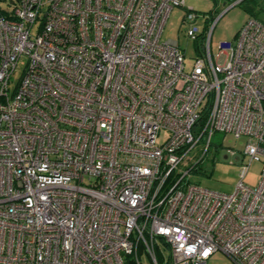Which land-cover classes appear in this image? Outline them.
I'll return each instance as SVG.
<instances>
[{
    "label": "built area",
    "instance_id": "built-area-1",
    "mask_svg": "<svg viewBox=\"0 0 264 264\" xmlns=\"http://www.w3.org/2000/svg\"><path fill=\"white\" fill-rule=\"evenodd\" d=\"M13 3L0 7V264H141L143 251L159 264L158 245L164 264H264V23L246 19L214 57V24L185 9L201 54L186 71L161 36L185 0ZM216 132L247 139L224 150L240 159L230 193L180 169Z\"/></svg>",
    "mask_w": 264,
    "mask_h": 264
},
{
    "label": "rangeland",
    "instance_id": "rangeland-1",
    "mask_svg": "<svg viewBox=\"0 0 264 264\" xmlns=\"http://www.w3.org/2000/svg\"><path fill=\"white\" fill-rule=\"evenodd\" d=\"M15 0H0V7L3 10H8L13 7ZM249 6H254L259 11L260 15H264V0H185V6H176L172 9L169 18L167 20L162 38L176 39L179 41V47L183 50L186 59V71H190L195 63L196 58L201 57L197 42L187 35H185L186 24L183 23V19L187 8H193L195 12L199 14V20L197 21L200 27L203 29L206 18L208 19L207 28L211 29L214 24L212 32V53L215 57L218 52V44L225 40H234L237 36V31L240 30L246 19L251 17ZM224 56V55H223ZM213 57V58H214ZM221 63L224 62V58L219 59ZM26 60L23 58L20 62V68L22 69ZM20 73V72H19ZM169 131L163 129L159 132L158 143H163L169 136ZM206 140V139H205ZM204 141V140H203ZM247 139L242 136L236 138L233 134L216 132L212 136V143L209 151L201 156L204 151L205 144L199 143V145L190 152L184 163L180 165L182 172L191 169L186 179L208 187L215 191L220 192H232L235 186L239 182V163L224 161L221 158V153L230 148L235 149L238 152H242L245 148ZM262 160H255L252 162L249 172L244 178L246 184L256 185L259 182L261 174ZM161 255L164 257V261L167 260L168 250L164 247H160ZM140 262L141 264H153L151 258L145 251L141 252ZM233 262L223 253L214 252L207 264H232Z\"/></svg>",
    "mask_w": 264,
    "mask_h": 264
},
{
    "label": "trees",
    "instance_id": "trees-1",
    "mask_svg": "<svg viewBox=\"0 0 264 264\" xmlns=\"http://www.w3.org/2000/svg\"><path fill=\"white\" fill-rule=\"evenodd\" d=\"M254 6H249L248 9L250 11L251 17L256 18L257 20H261L264 23V15H260L259 11L256 8H253ZM206 116L203 115L200 120V124L205 122ZM160 246H157L156 249V256L159 264H164V257L161 255ZM127 264H135L134 257L127 256Z\"/></svg>",
    "mask_w": 264,
    "mask_h": 264
},
{
    "label": "water",
    "instance_id": "water-1",
    "mask_svg": "<svg viewBox=\"0 0 264 264\" xmlns=\"http://www.w3.org/2000/svg\"><path fill=\"white\" fill-rule=\"evenodd\" d=\"M229 152L227 151H223L220 155H221V158L224 160V161H229L230 159V155L228 154ZM239 157V156H238ZM241 158V157H240ZM239 160H237L236 162H239Z\"/></svg>",
    "mask_w": 264,
    "mask_h": 264
}]
</instances>
